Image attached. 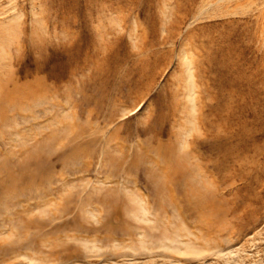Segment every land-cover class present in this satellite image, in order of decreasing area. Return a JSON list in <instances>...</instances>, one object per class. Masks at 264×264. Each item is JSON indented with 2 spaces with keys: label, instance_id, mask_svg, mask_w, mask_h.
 <instances>
[{
  "label": "rangeland",
  "instance_id": "374dc122",
  "mask_svg": "<svg viewBox=\"0 0 264 264\" xmlns=\"http://www.w3.org/2000/svg\"><path fill=\"white\" fill-rule=\"evenodd\" d=\"M2 85L0 264H264V0H0Z\"/></svg>",
  "mask_w": 264,
  "mask_h": 264
},
{
  "label": "bare ground",
  "instance_id": "6f19581e",
  "mask_svg": "<svg viewBox=\"0 0 264 264\" xmlns=\"http://www.w3.org/2000/svg\"><path fill=\"white\" fill-rule=\"evenodd\" d=\"M5 86L4 85H2V88L1 89H3ZM26 87V86H25ZM7 89H8V87H6ZM24 88V87H23ZM28 89V88H27ZM25 90V89H24ZM34 90V89H33ZM4 92H5V94H4ZM0 94H1V96H3L1 99H0V122H2L3 121V114H5L4 112L6 111V109H7V104L6 103H8L9 101L11 102H14V103H16L17 101H19L20 99H22V97H23V95H25L26 94V96L28 95L29 97H31V96H37V93L36 92H34V91H30L29 93H25L23 90H21L19 87H15L12 91H9V89H8V91L6 90L5 91V89H3V90H1L0 91ZM31 95V96H30ZM10 104V103H9ZM9 108V107H8ZM6 116H4V118H5ZM2 120V121H1ZM18 162V161H17ZM6 164V163H5ZM4 164V165H5ZM169 164V163H168ZM14 165V164H13ZM173 166V165H172ZM16 167V166H15ZM174 167V166H173ZM173 167H172V169H173ZM177 167V166H176ZM175 167V168H176ZM6 168V169H5ZM178 168V167H177ZM5 169V170H4ZM178 169H180V168H178ZM177 169V170H178ZM2 170H4V173L7 175V180H4V182L5 183H1V185L4 187V185H5V189H8L9 191H18V189H19V185H20V183H22L23 182V180H25L26 178H24L23 176L25 175V173H24V171H25V169L24 168H22V167H20V169H18V175L16 174V169H11V168H9L8 167V165L5 167H3V169ZM177 170H175V171H177ZM21 171H23V173L24 174H22V172ZM2 172V171H1ZM174 172V171H173ZM167 174V173H166ZM179 174V173H178ZM187 175V174H186ZM30 178V177H29ZM34 180V179H33ZM164 180V179H163ZM190 180V179H189ZM27 181V180H26ZM29 181H31V180H29ZM165 181V180H164ZM188 181V180H187ZM165 183V182H164ZM187 183H189V182H187ZM20 186H22V185H20ZM1 187V186H0ZM7 191V190H6ZM8 191V192H9ZM197 191V190H196ZM5 192V191H4ZM19 192V191H18ZM25 192V191H24ZM3 193V192H2ZM196 193V192H195ZM3 194H5V193H3ZM9 194V193H8ZM16 194V196H18L17 195V193H15ZM20 194V193H19ZM10 195V194H9ZM7 197V196H6ZM13 197V196H12ZM12 197H11V199H12ZM18 197H21V196H18ZM3 198V197H2ZM10 198V197H9ZM3 200V199H2ZM2 200H1V202H2ZM10 202V201H9ZM4 204H6V203H4ZM9 206V205H8ZM145 211V210H144ZM20 238V237H19ZM5 247V246H4ZM2 248V247H1Z\"/></svg>",
  "mask_w": 264,
  "mask_h": 264
}]
</instances>
